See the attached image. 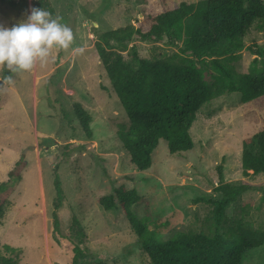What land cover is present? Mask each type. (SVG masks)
<instances>
[{"label": "rangeland", "instance_id": "374dc122", "mask_svg": "<svg viewBox=\"0 0 264 264\" xmlns=\"http://www.w3.org/2000/svg\"><path fill=\"white\" fill-rule=\"evenodd\" d=\"M51 1L57 16L74 32L73 47L86 50L79 56H73L71 48L55 52L46 66L15 75L14 83L0 92V184L21 158L25 165L0 220V264H5L3 259L15 264H72L76 245L83 252L80 264H151L123 213L98 204V197L120 186L139 192L142 199L132 210L162 242L179 234L229 236L240 224L264 230L262 190L241 195L219 227L211 217L213 206L204 200L221 198L215 192L221 183L220 165L226 183L264 187L262 175H242V144L264 129V98L244 103L234 92L212 100L190 130L193 149L171 155L167 141L161 140L151 168L141 171L123 149L120 132L127 131L130 123L94 45L97 34L135 24L152 0ZM31 7L32 0H0V24L10 28L26 20ZM245 43L247 49L233 63L236 70L264 72V55L248 49L264 48V20L252 25ZM129 45L150 60L178 58L183 47L182 41L173 46L167 38L161 43L134 39ZM125 58L130 60L127 54ZM199 66L213 85L218 73L211 59ZM3 76L0 67V79ZM75 103L92 115L91 138L81 128ZM57 173L64 194L58 210L59 242L52 224ZM74 219L85 231L83 239ZM246 264H264V247L253 251Z\"/></svg>", "mask_w": 264, "mask_h": 264}, {"label": "trees", "instance_id": "16d2710c", "mask_svg": "<svg viewBox=\"0 0 264 264\" xmlns=\"http://www.w3.org/2000/svg\"><path fill=\"white\" fill-rule=\"evenodd\" d=\"M32 7L44 8L53 17L57 16L51 0H32ZM263 20L264 0H203L196 4L152 0L135 24L96 35L94 48L130 123L127 131L120 132V139L133 166L141 171L150 169L161 140L167 141L171 155L192 150L194 142L190 130L201 109L212 100L234 92L241 94L244 103L264 98V72L239 73L233 65L238 53L247 49L245 38L250 28ZM165 38L173 46L182 41L179 59H145L135 46L129 45L134 39L161 43ZM248 49L258 56L264 55L262 47L253 45ZM208 59L218 73L213 85L207 83L199 66ZM3 73L4 80L10 73L6 68ZM103 90L107 89L103 86ZM74 111L82 130L91 138V113L81 103L74 104ZM24 167L21 158L9 172V179L0 184V220L21 181ZM218 173L221 183L215 192L221 198L204 199L213 206L211 217L217 227L221 226L227 210L241 195L252 189L264 193L263 186L226 183L222 165L218 167ZM242 175L264 177V129L243 141ZM54 185L56 204L52 224L56 239L61 226L58 210L64 201L58 173ZM141 199L137 190L120 186L98 197L97 201L106 211L123 213L151 264H246L253 251L264 247V230L245 224H240L238 230L229 236L218 232L213 236L179 234L172 240L159 241L148 223L132 210ZM73 222L79 229L78 237L83 239L86 235L84 229L78 220ZM56 240L59 242L58 238ZM3 248L16 251L9 245ZM73 253L72 264H80L83 255L80 246L76 245ZM3 260L5 264H15Z\"/></svg>", "mask_w": 264, "mask_h": 264}, {"label": "clouds", "instance_id": "9594fccd", "mask_svg": "<svg viewBox=\"0 0 264 264\" xmlns=\"http://www.w3.org/2000/svg\"><path fill=\"white\" fill-rule=\"evenodd\" d=\"M27 19L12 27L0 24V67L10 73L0 82V92L14 83V76L44 67L55 52L71 48L73 56L83 55L84 46L73 47L75 35L59 16L44 8L31 7Z\"/></svg>", "mask_w": 264, "mask_h": 264}, {"label": "water", "instance_id": "95a60500", "mask_svg": "<svg viewBox=\"0 0 264 264\" xmlns=\"http://www.w3.org/2000/svg\"><path fill=\"white\" fill-rule=\"evenodd\" d=\"M4 80L3 79H0V82H3Z\"/></svg>", "mask_w": 264, "mask_h": 264}]
</instances>
